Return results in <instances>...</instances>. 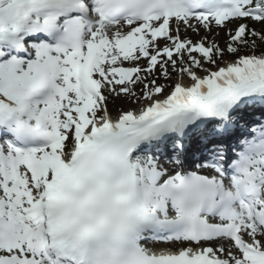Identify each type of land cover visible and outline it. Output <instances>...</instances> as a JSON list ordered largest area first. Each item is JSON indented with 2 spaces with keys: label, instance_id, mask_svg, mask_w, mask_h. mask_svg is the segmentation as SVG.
Wrapping results in <instances>:
<instances>
[{
  "label": "snow or ice",
  "instance_id": "1",
  "mask_svg": "<svg viewBox=\"0 0 264 264\" xmlns=\"http://www.w3.org/2000/svg\"><path fill=\"white\" fill-rule=\"evenodd\" d=\"M0 264H264V0H0Z\"/></svg>",
  "mask_w": 264,
  "mask_h": 264
},
{
  "label": "rangeland",
  "instance_id": "2",
  "mask_svg": "<svg viewBox=\"0 0 264 264\" xmlns=\"http://www.w3.org/2000/svg\"><path fill=\"white\" fill-rule=\"evenodd\" d=\"M187 35L189 36V38L193 39L194 41L199 39V36H197L193 32H189ZM200 35H204V32L201 31ZM210 38L217 40L218 43L220 44V46L224 47L227 36L225 35V33L223 31H220L218 36L215 35V33H213ZM141 63L143 64L144 62L142 61ZM221 66H223V65H221ZM173 82H174V80L173 81H165L163 79H159L157 81V83H159V84H165V83L171 84ZM167 91H168V89H166V92ZM137 93L139 94V87H137ZM131 103L132 102L130 100L124 98L123 96H120V97L110 96L108 98V101H107V107H108V110L111 113V115H118L121 111L130 110L129 108H130ZM110 105H112V107H113L112 109L109 108Z\"/></svg>",
  "mask_w": 264,
  "mask_h": 264
},
{
  "label": "bare ground",
  "instance_id": "3",
  "mask_svg": "<svg viewBox=\"0 0 264 264\" xmlns=\"http://www.w3.org/2000/svg\"><path fill=\"white\" fill-rule=\"evenodd\" d=\"M140 107H141V105H139V104L131 103L129 109L130 110H138ZM109 108L112 109L113 108L112 105H110ZM192 155H193V148H192V146H190L189 152L187 153V156L189 157L188 160H191ZM185 167H188V166H185Z\"/></svg>",
  "mask_w": 264,
  "mask_h": 264
}]
</instances>
